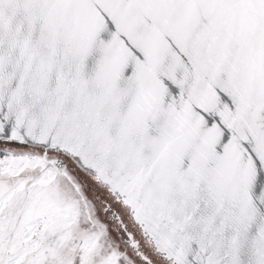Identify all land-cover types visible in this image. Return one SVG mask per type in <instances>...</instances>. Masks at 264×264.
Segmentation results:
<instances>
[{"label": "snow or ice", "instance_id": "6c2138e0", "mask_svg": "<svg viewBox=\"0 0 264 264\" xmlns=\"http://www.w3.org/2000/svg\"><path fill=\"white\" fill-rule=\"evenodd\" d=\"M0 264H264V0H0Z\"/></svg>", "mask_w": 264, "mask_h": 264}]
</instances>
